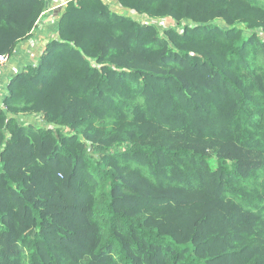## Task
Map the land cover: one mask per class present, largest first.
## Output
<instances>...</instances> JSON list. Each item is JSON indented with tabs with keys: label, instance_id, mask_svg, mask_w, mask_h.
<instances>
[{
	"label": "trees",
	"instance_id": "16d2710c",
	"mask_svg": "<svg viewBox=\"0 0 264 264\" xmlns=\"http://www.w3.org/2000/svg\"><path fill=\"white\" fill-rule=\"evenodd\" d=\"M111 2L129 16L70 2L38 66L8 80L0 264H264V7ZM45 8L0 0V56ZM133 15L188 26L164 38Z\"/></svg>",
	"mask_w": 264,
	"mask_h": 264
},
{
	"label": "crops",
	"instance_id": "0c3cea01",
	"mask_svg": "<svg viewBox=\"0 0 264 264\" xmlns=\"http://www.w3.org/2000/svg\"><path fill=\"white\" fill-rule=\"evenodd\" d=\"M77 1L45 0L46 8L44 12H42L30 32L17 40L9 61L4 65V81L8 83L9 77L17 68L38 64L47 44L58 37L59 21L64 10L70 2ZM104 1L111 2V0ZM116 6L120 9L118 5Z\"/></svg>",
	"mask_w": 264,
	"mask_h": 264
},
{
	"label": "rangeland",
	"instance_id": "374dc122",
	"mask_svg": "<svg viewBox=\"0 0 264 264\" xmlns=\"http://www.w3.org/2000/svg\"><path fill=\"white\" fill-rule=\"evenodd\" d=\"M255 2L264 7V0H255ZM108 3H109L110 10L112 12H118V13L125 14V15L129 16L128 12L119 9L113 2L112 3L108 2ZM132 17L137 19L138 21H140L142 23L153 25L155 27L157 33L164 38L167 37L166 36L167 31L174 30L177 33H183L184 30L186 29V27L188 26L187 21L177 22L171 18H161L160 17V18H155V19L151 20L149 18H145V17L140 16V15H139V18L137 15H133ZM214 24L216 27H218L221 30H226V29L231 28L223 20H217L214 22ZM236 27L243 28V27H245V25L237 24ZM258 31H260V30H258ZM261 38H263V37H261ZM38 64H39V62H38ZM38 64H36V66H38ZM36 66H32V67H36ZM27 67L28 66L19 67L16 70H14V73L11 75L13 76V75H16L19 73L26 72ZM12 76H10L9 79ZM5 96H7V84H6L3 96L0 98V109H3L4 111H6V108L4 107V104H3V100H4ZM8 116L11 117L10 114H8ZM16 118L18 119L19 122H21L23 125H26V126L32 125L36 128H41V127L45 128L46 127V124L44 123V119L41 116H37L35 114L22 113V114H19L18 116H16ZM63 133L68 135V132H63ZM114 147H116V145H114L113 148ZM117 147H119V145ZM93 158L96 160H101L102 162H105L107 160V154H105V153H103V154L102 153H94ZM213 166H215L214 163H213Z\"/></svg>",
	"mask_w": 264,
	"mask_h": 264
},
{
	"label": "built area",
	"instance_id": "2783aa9c",
	"mask_svg": "<svg viewBox=\"0 0 264 264\" xmlns=\"http://www.w3.org/2000/svg\"><path fill=\"white\" fill-rule=\"evenodd\" d=\"M9 61V56L7 55H2L0 56V98L4 94V90L6 87L7 82L4 81L3 76H4V65Z\"/></svg>",
	"mask_w": 264,
	"mask_h": 264
}]
</instances>
